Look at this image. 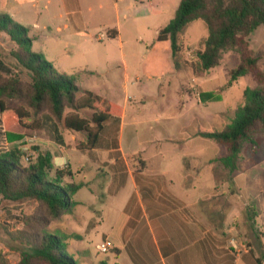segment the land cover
Here are the masks:
<instances>
[{
    "label": "crops",
    "instance_id": "crops-1",
    "mask_svg": "<svg viewBox=\"0 0 264 264\" xmlns=\"http://www.w3.org/2000/svg\"><path fill=\"white\" fill-rule=\"evenodd\" d=\"M179 3L180 0H0V13L28 29L34 52L41 54L59 73L74 76L82 90L122 108L120 118H112L104 124L96 148L86 152L78 145L68 144L80 135L79 145L84 143V133L69 132L61 124L62 130L60 124L44 115L42 129L31 135L37 137L36 151L50 153L55 168L62 169L68 164L65 167L71 172L78 169V164L83 163L79 156L88 153L91 160L101 139L107 135H117L113 146L122 152L120 134L126 120H137L136 115L139 119L140 110L152 111L155 116L163 114L162 104L150 107L161 87L170 85L166 77L189 72V49L181 53L182 61L178 60L181 68L177 70L169 41H157L159 31L173 19ZM105 36L111 41H120L117 56L121 60V72L118 64L112 66L117 57L106 56L102 71L89 69L83 59L89 62L88 58L93 56L89 41L101 42ZM131 36L145 42L144 51L125 50L123 40L128 42ZM152 38L154 43L149 48L143 39ZM160 45L165 48H158ZM131 70L135 72L133 76ZM139 73L146 75L147 82L141 83ZM105 74L113 83L104 81L96 89L83 80L86 76L91 80L95 75ZM116 78L121 81L115 82ZM200 78L194 74L192 81ZM151 89L155 94H150ZM120 92L123 93L122 104L113 101L120 98ZM79 114L82 116L81 112ZM45 116L50 123L43 121ZM19 131L16 127L13 129V132ZM16 146L17 141L10 143L5 137L0 113V155ZM160 175L161 180H148V176L143 175L146 180H139L135 204L128 196L122 214L111 226L109 237L113 243L114 264H264V220L259 225L260 218H264V204L258 211L250 201L241 203L242 195L237 186L228 188V193L193 198L182 181L184 192L179 196L172 189L173 181L164 180L165 175ZM73 176L76 182V175ZM123 188L121 186L120 190ZM213 201L217 204H211ZM17 206L1 204L0 213L7 207L16 214L18 210L14 207ZM5 218L0 216V219ZM2 233L0 229V241L6 242ZM0 246L3 245L0 243ZM126 251L131 256L129 261L118 262Z\"/></svg>",
    "mask_w": 264,
    "mask_h": 264
},
{
    "label": "rangeland",
    "instance_id": "rangeland-1",
    "mask_svg": "<svg viewBox=\"0 0 264 264\" xmlns=\"http://www.w3.org/2000/svg\"><path fill=\"white\" fill-rule=\"evenodd\" d=\"M102 33L105 34L104 31ZM180 35L182 43L189 47V60H191L192 53L203 46L207 37V29L202 21H195L189 24ZM137 39L138 37L132 36L128 42L124 39L125 50L144 51L145 42ZM143 40L146 44L148 43V46L154 43L153 38ZM248 40L250 49L259 58V67L264 70V26L255 29ZM100 41L94 39L89 41L93 56L88 58L89 62L83 58L88 68L102 71L104 70L102 68L104 59L117 57V59L114 58L116 60L112 66L118 64L119 72H121V60L117 56L118 49L121 47L120 41H111L106 36ZM162 47L165 48L164 45L158 48ZM14 48L15 45L10 39L1 34L0 72L4 76L16 73L8 63V54ZM181 55L183 54L177 56L179 61H182ZM239 61V54L236 51H228L224 53L219 66L209 71L198 72L197 75L201 77L199 80L192 81L194 72L191 67H189V72H178L172 77L167 76L165 81L170 82V85L164 84L161 87L159 96L153 100L150 107L153 109L162 104L165 111L155 116L151 114L152 111L143 113V110H140L139 119L136 115L137 120H126L120 134V139L123 141L122 152L115 150L113 144L117 141V135L113 134V136L107 135L101 139L91 160L88 153L79 156L83 163H79L78 169L72 171L76 175V183L82 186L75 196L78 204L71 212L61 215L58 219L48 220L46 225V229L50 232L58 231L65 237L67 249L77 264H114L113 250L101 254L98 251V245L107 238L112 241L109 237L111 226L122 214L126 204L125 199L128 196L131 198V203L135 204L139 180H146L143 175L148 176V180H161L160 174H164L163 179L173 181L172 189L179 196L184 192L183 181L187 190L193 193V198L207 194L228 193V188L233 189V186H237L242 195L241 203L250 201L256 210L262 209L261 206L264 204V134H258L255 137L256 152L249 149L243 150L238 170L233 175L214 161L224 154L225 148L210 139L197 136V133L201 131L222 132L235 118L236 110L244 105V91L257 87L250 75L239 78L230 87L226 86L229 71L234 69ZM134 73V70H131L132 76ZM138 76L141 83L147 82L145 74L139 73ZM22 78L27 79L26 76ZM88 78L86 76L83 80L90 82L95 89L99 88L104 81L106 84L113 83L107 74L95 75L91 80ZM114 81L119 82L121 79L116 78ZM150 92V94H155L153 89ZM119 97L113 101L122 104V92ZM81 115L90 118L91 111L84 110ZM128 117L131 120L132 116ZM43 121L50 123L46 116ZM119 128L121 131V126ZM61 129H64L62 125ZM69 132L74 131L69 130ZM67 136L69 137L70 133ZM80 138L82 135L68 144L70 146L79 145ZM65 166L68 164L62 167ZM121 186H124L122 190H120ZM211 204L216 205L217 201ZM13 205H18L14 207L18 210L16 214L4 207L5 210L2 214L0 213V216L21 224L23 216L32 215L38 203L31 200ZM136 212L135 207L134 214ZM1 220L0 229L4 233L6 242L0 241L3 245L0 246V256L2 253L9 264H16L19 260V246L8 240L4 231L5 229L13 230L1 223ZM262 220L264 218H260L259 225ZM126 252H122L118 262L129 261L131 256Z\"/></svg>",
    "mask_w": 264,
    "mask_h": 264
},
{
    "label": "trees",
    "instance_id": "trees-1",
    "mask_svg": "<svg viewBox=\"0 0 264 264\" xmlns=\"http://www.w3.org/2000/svg\"><path fill=\"white\" fill-rule=\"evenodd\" d=\"M195 21L205 24L207 37L189 61L194 74L219 66L224 53L236 51L240 61L229 71L226 86L246 75L257 84L255 89L244 91V105L236 110L235 118L222 132L197 133L225 148L224 154L214 161L233 175L243 150L256 152L255 137L264 134V70L259 67V58L250 49L248 40L255 29L264 26V0H180L173 19L157 36V41H169L177 70L181 68L177 56L189 49L180 34ZM28 33L26 27L0 13V36L4 34L15 45L8 54V63L16 71L11 76L0 72L1 121L6 139L18 143L0 155V205L31 200L38 203L32 215L23 216L18 229L4 232L9 241L19 246L16 264H77L67 249L65 237L58 231L50 232L46 225L48 220L73 210L78 204L75 196L82 186L73 180L70 168H55L50 153L37 152L36 147H33L35 159L26 164L21 141L36 137L31 134L42 129V117L47 115L68 130L84 133L86 140L78 148L92 151L104 124L120 118L122 108L82 90L74 76L59 73L32 50L33 38ZM84 110L91 111L90 118L80 116ZM15 127L20 133L13 132ZM0 264H9L2 253Z\"/></svg>",
    "mask_w": 264,
    "mask_h": 264
},
{
    "label": "built area",
    "instance_id": "built-area-1",
    "mask_svg": "<svg viewBox=\"0 0 264 264\" xmlns=\"http://www.w3.org/2000/svg\"><path fill=\"white\" fill-rule=\"evenodd\" d=\"M37 138L36 137H26L21 141V151L23 153V159L26 164L32 162L36 156V152L33 150V147L36 146ZM1 223L7 226L10 230H16L20 227V224L16 222H11L8 219H2ZM113 249V243L111 240H104L98 245V251L101 254H105L108 251Z\"/></svg>",
    "mask_w": 264,
    "mask_h": 264
}]
</instances>
